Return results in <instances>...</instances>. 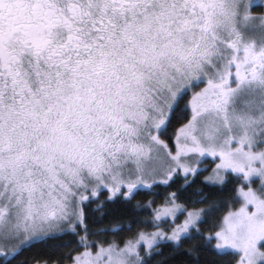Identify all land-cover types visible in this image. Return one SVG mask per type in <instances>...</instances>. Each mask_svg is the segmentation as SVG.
Masks as SVG:
<instances>
[{"label":"snow or ice","instance_id":"snow-or-ice-1","mask_svg":"<svg viewBox=\"0 0 264 264\" xmlns=\"http://www.w3.org/2000/svg\"><path fill=\"white\" fill-rule=\"evenodd\" d=\"M0 264H264V0H0Z\"/></svg>","mask_w":264,"mask_h":264},{"label":"trees","instance_id":"trees-1","mask_svg":"<svg viewBox=\"0 0 264 264\" xmlns=\"http://www.w3.org/2000/svg\"><path fill=\"white\" fill-rule=\"evenodd\" d=\"M161 191H163V190L161 189ZM150 198H151V197L148 196V195H141L140 197H138V199H141V200L144 201V202H146V201H147L148 199H150ZM91 207L94 208L95 205H92ZM120 211H121V210H120L119 206H116L114 209L111 210V212H112L113 214H110V215L105 216L104 221H103V224L100 225V226H108V225H110V224H112V223H116V222H118V221H120V220H126L127 217L121 216V215L119 214ZM225 211H226V209H225ZM91 215L93 216V218H95V216L98 215V214L92 213ZM32 254H36V253H35V250H34L33 253H30L29 255H32Z\"/></svg>","mask_w":264,"mask_h":264}]
</instances>
